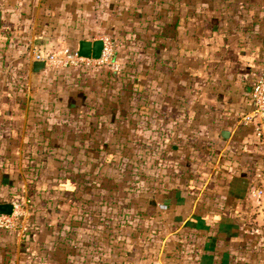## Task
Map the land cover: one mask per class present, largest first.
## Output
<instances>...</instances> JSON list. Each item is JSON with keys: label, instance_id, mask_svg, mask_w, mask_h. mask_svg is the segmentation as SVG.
<instances>
[{"label": "crops", "instance_id": "crops-1", "mask_svg": "<svg viewBox=\"0 0 264 264\" xmlns=\"http://www.w3.org/2000/svg\"><path fill=\"white\" fill-rule=\"evenodd\" d=\"M96 1L57 0L55 14L89 5L98 21ZM52 2L0 0V202L31 203L24 236L0 230V264L264 262V137L244 119L264 63V0H153L138 46L130 18L110 13L127 90L89 104L68 88L41 94L49 66L34 63L51 51ZM132 162L140 172L120 174L121 188L119 174L100 177L101 164ZM100 180L121 193L109 211L122 220L93 213Z\"/></svg>", "mask_w": 264, "mask_h": 264}, {"label": "rangeland", "instance_id": "rangeland-1", "mask_svg": "<svg viewBox=\"0 0 264 264\" xmlns=\"http://www.w3.org/2000/svg\"><path fill=\"white\" fill-rule=\"evenodd\" d=\"M74 1L75 0H69ZM78 3L84 4L87 2L90 3V0H77ZM98 1V3H97ZM96 3H94V10L96 14H98V18L100 20L95 21V17L91 16L89 10L90 6L87 5L85 7L86 12L82 17L78 16H67V20H59V18H63L64 16L55 14V12H58V4L57 0H53L52 5H50V11H54V13L51 14L50 20H48V25L50 27V39L52 41L51 45V51L50 54L53 53H60L64 49H70V50H77L79 45V40L83 39V35L81 31V27H84V31H88L89 36L95 40L100 39V37L107 36L111 38L114 42V50H115V58L117 61L120 62V60L117 57L118 49H119V42L117 37H113L112 35H108L106 33V21L107 16L110 13L119 14L120 18L116 19H122L127 18V16L130 18L131 23V29L129 30L130 33H132V40H134V45L138 46L139 44V32L140 28H145L146 22L145 16H142V14L151 13L154 14V5L153 0L150 3V0H114V6L109 3L108 0H97ZM109 3V4H107ZM74 7V6H72ZM84 5L82 6L83 9ZM107 14V15H106ZM117 17V16H116ZM80 18V19H79ZM142 18V19H141ZM118 20H116L117 22ZM97 27V29H96ZM153 27V26H152ZM151 27V28H152ZM122 31V30H121ZM120 31V34H122ZM119 36V32L117 34ZM152 40V39H151ZM136 41V43H135ZM122 71L121 65L118 69H113L111 66L107 65H95V66H88V67H79V68H59V67H50L44 76V82L47 83L49 86L46 88L47 90L43 91L41 90L42 95H47L50 93H57L59 89L61 88H68L73 93H80L82 98H84V102L90 103L89 99L92 93H98V94H106V93H114L117 96H120V94L126 93L127 87L124 82L121 80H118V76L120 77V72ZM43 84V83H42ZM43 87V86H42ZM46 87V86H45ZM41 96V95H40ZM42 98V96L40 97ZM122 103L119 104V107L121 108ZM42 133L39 134L41 137ZM39 140V139H38ZM42 151V149H40ZM40 153V151H39ZM100 157L105 159L106 154L105 153H99ZM102 160V159H101ZM139 165L132 162L129 164V166L125 167L124 165H116L115 170H109L106 164H101L99 173L100 177L104 178L105 174L107 173H115L116 175L119 174L118 178V185L117 187H122V177L121 175L125 174H131V172L135 175H138L140 172ZM126 168V169H125ZM142 168V167H141ZM147 169V173L153 175V172L155 171V166L153 164H147L145 166ZM132 174V175H133ZM98 188H99V196L96 198L97 203H93L95 206H98L97 212L93 205V213L95 212L96 215H99L100 221L110 220L112 219L110 216H115L116 218H120L122 220V212L119 211H109V209L113 208L112 205L109 203L113 200L112 204H123L121 202L122 195L120 193L119 198L116 197H110L108 196V193L106 191L107 186L105 181H99L98 182ZM132 210L130 215L131 220V226L132 230L135 228H138L137 220L139 218H142V215L137 213L134 210V205L137 203L136 199L130 198ZM90 210V208H88ZM264 251V250H263ZM260 264H264V262L260 261Z\"/></svg>", "mask_w": 264, "mask_h": 264}, {"label": "built area", "instance_id": "built-area-1", "mask_svg": "<svg viewBox=\"0 0 264 264\" xmlns=\"http://www.w3.org/2000/svg\"><path fill=\"white\" fill-rule=\"evenodd\" d=\"M104 42L102 54L99 58L81 56L77 50L64 49L60 53H37L36 58L44 61L50 67L79 68L95 65H107L118 69L120 64L115 58L114 42L107 36L100 37ZM96 40V39H95ZM254 109L245 116V121L254 122L257 132L264 137V63L260 69L252 90ZM13 211L11 214H0V230L15 231L24 236L29 229L31 217V203L29 200H11Z\"/></svg>", "mask_w": 264, "mask_h": 264}, {"label": "water", "instance_id": "water-1", "mask_svg": "<svg viewBox=\"0 0 264 264\" xmlns=\"http://www.w3.org/2000/svg\"><path fill=\"white\" fill-rule=\"evenodd\" d=\"M104 42L101 39L87 40L83 39L79 42L78 52L84 57L99 58L102 54ZM35 71H39L46 66L44 61H35ZM13 211L12 202H0V214H11Z\"/></svg>", "mask_w": 264, "mask_h": 264}]
</instances>
